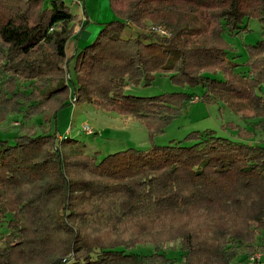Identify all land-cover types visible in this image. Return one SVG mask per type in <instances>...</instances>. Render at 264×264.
<instances>
[{"label":"trees","instance_id":"trees-1","mask_svg":"<svg viewBox=\"0 0 264 264\" xmlns=\"http://www.w3.org/2000/svg\"><path fill=\"white\" fill-rule=\"evenodd\" d=\"M109 2L116 18L73 56L74 80L66 79V48L82 21L71 5L0 0V122L22 111L56 112L74 97L138 118L153 135L198 97L126 92L157 74L264 120V32L244 63L229 58L225 39L252 19L264 28V0ZM85 149L72 135L58 142L56 133L0 140V219L10 230L0 264H174L163 250L169 243H179L185 264H237L241 254L264 250V144L206 129L103 159ZM93 218L131 226L90 237ZM144 241L154 253L133 250Z\"/></svg>","mask_w":264,"mask_h":264},{"label":"rangeland","instance_id":"rangeland-1","mask_svg":"<svg viewBox=\"0 0 264 264\" xmlns=\"http://www.w3.org/2000/svg\"><path fill=\"white\" fill-rule=\"evenodd\" d=\"M107 1L109 0H75V2L67 0L73 12L76 14L82 15V6L83 4L86 5L85 12L87 17L84 20L79 16L81 21L82 19L84 20V24L81 25L80 23L81 28L78 25L77 34L82 30L84 31L87 27L91 29L94 27V22L89 19L91 22L89 24L87 19L89 17L93 18L95 14H98L102 4H107ZM263 29V25L257 19H252L249 23V28L245 29L240 35L230 36L226 34L225 39L229 46L232 47L229 58L239 63L246 62L249 55L248 45L254 44L262 38ZM88 40L85 37H81L79 51L92 41ZM74 63L75 60L72 57L69 63L70 72L67 73L66 79L70 77L74 79ZM240 69H247V67L242 65ZM240 69H237V71H242ZM1 79L2 77L0 75ZM24 85L26 86L28 84L25 83ZM175 91L195 92L198 94V97L189 103L163 131L155 132L153 135H151V130L148 125L138 118L124 116L117 111H110L89 102H77L76 98L72 97L70 100L71 104L58 108L56 112L48 109L46 112L32 115L24 111L22 113L10 114L6 120L0 122V140L15 141L18 135L26 133L31 135L56 133L57 140L60 142L63 136L72 135L84 142L87 153L95 154L97 152L99 159H103L108 154L130 147L148 149L153 144L167 145L171 142L182 141L194 130L203 131L206 129H215L219 135L225 137L252 144H264L263 118L257 117L253 113L235 111L223 102L209 103L201 100L200 96L203 94L201 87L178 85L173 83L168 75L157 74L155 81L150 86L139 84L129 85L126 88L128 94L142 96ZM261 93L264 94V88L261 90ZM31 98H33V95L28 99ZM232 123L244 129L243 132L241 133L239 128H233ZM64 151L68 153L74 152L68 147L64 148ZM109 221L93 218L90 224H87L85 231L90 237L97 235L109 237V234L131 226V223H123L113 227L112 222L110 221L111 223H109ZM167 222L169 221L158 223L155 229H159L161 225ZM9 233L10 230L7 227V222L4 219H0L1 249L7 247L9 238L7 234ZM128 236L129 234L125 235V237ZM259 240L258 243L262 244L261 237ZM155 249L156 247L151 242L144 241L139 243L133 250L140 253H154ZM163 250H165L169 257L176 259L174 264H185L181 256L179 243L164 245ZM245 255V253L241 254L236 260V263L264 264V250L257 249V251L247 258ZM258 259L260 261L256 262ZM241 260L244 261L241 262Z\"/></svg>","mask_w":264,"mask_h":264},{"label":"crops","instance_id":"crops-1","mask_svg":"<svg viewBox=\"0 0 264 264\" xmlns=\"http://www.w3.org/2000/svg\"><path fill=\"white\" fill-rule=\"evenodd\" d=\"M67 1V0H66ZM72 2H75V0H71ZM86 5L83 4L82 6V15L78 14L80 18H85L87 17L86 12H85ZM86 15V16H85ZM115 18V13L112 10L109 1H107V4H102V7H100L98 14H95V16L89 17L87 21L89 24L91 23L89 19H91L94 22V27L91 29L90 27H87L84 31L82 30L80 33L76 34L74 37H72L68 43H67V52L69 57H73L78 51H79V43L81 37H85L86 39H89L88 41H91L99 32L101 26L107 22L112 21ZM82 19V24H84V20ZM88 24V25H89ZM93 24V23H92ZM90 26V25H89ZM247 258V257H246ZM262 258V256H261ZM260 258V259H261ZM258 259L257 262L260 261ZM244 260H241V262Z\"/></svg>","mask_w":264,"mask_h":264},{"label":"built area","instance_id":"built-area-1","mask_svg":"<svg viewBox=\"0 0 264 264\" xmlns=\"http://www.w3.org/2000/svg\"><path fill=\"white\" fill-rule=\"evenodd\" d=\"M254 260V259H253ZM255 261V260H254Z\"/></svg>","mask_w":264,"mask_h":264}]
</instances>
